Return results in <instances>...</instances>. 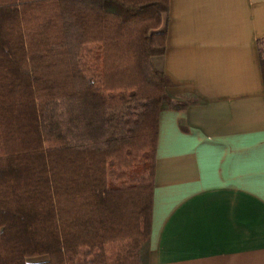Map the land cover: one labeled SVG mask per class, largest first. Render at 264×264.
Masks as SVG:
<instances>
[{"label":"trees","instance_id":"trees-1","mask_svg":"<svg viewBox=\"0 0 264 264\" xmlns=\"http://www.w3.org/2000/svg\"><path fill=\"white\" fill-rule=\"evenodd\" d=\"M168 4L0 0V264H148Z\"/></svg>","mask_w":264,"mask_h":264},{"label":"crops","instance_id":"crops-1","mask_svg":"<svg viewBox=\"0 0 264 264\" xmlns=\"http://www.w3.org/2000/svg\"><path fill=\"white\" fill-rule=\"evenodd\" d=\"M167 15L152 61L173 98L199 101L159 111L148 264H264V0H169Z\"/></svg>","mask_w":264,"mask_h":264},{"label":"rangeland","instance_id":"rangeland-1","mask_svg":"<svg viewBox=\"0 0 264 264\" xmlns=\"http://www.w3.org/2000/svg\"><path fill=\"white\" fill-rule=\"evenodd\" d=\"M85 3V1H82V4ZM48 256L46 254L44 255H40V257H37L35 259H27L28 261H35V260H41V259H45L47 258Z\"/></svg>","mask_w":264,"mask_h":264}]
</instances>
